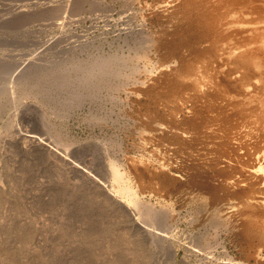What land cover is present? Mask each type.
Instances as JSON below:
<instances>
[{
	"label": "rangeland",
	"instance_id": "obj_1",
	"mask_svg": "<svg viewBox=\"0 0 264 264\" xmlns=\"http://www.w3.org/2000/svg\"><path fill=\"white\" fill-rule=\"evenodd\" d=\"M191 22L213 36L195 42ZM254 62L264 69V0H0V264H256L245 235L264 239V219L243 235L235 200L197 185L240 169L248 132L264 135ZM195 110L243 125L195 132ZM111 162L141 219H179L172 239L137 231L109 190Z\"/></svg>",
	"mask_w": 264,
	"mask_h": 264
},
{
	"label": "bare ground",
	"instance_id": "obj_2",
	"mask_svg": "<svg viewBox=\"0 0 264 264\" xmlns=\"http://www.w3.org/2000/svg\"><path fill=\"white\" fill-rule=\"evenodd\" d=\"M193 23L194 22L190 23L189 27L187 28V32L192 34V40H194L195 42L204 40L205 37L208 38L209 37L208 35H210V34L212 35V32L214 31V29H213L214 26L204 25V28H202V30L199 31L198 29L195 28V25H193ZM197 27L200 28V25H198ZM240 58L242 59V57H240ZM244 61L247 62L246 60H244ZM254 65L257 66L256 72L260 76V78H258L259 76L257 77L258 79H260L259 80L260 84H261L260 86L262 89H264V69L261 68L257 63H255ZM175 78H177L176 81H178V77H175ZM193 86L196 87L195 85H193ZM147 90L149 91V89H147ZM147 90H145V92H147ZM148 94H149V92H148ZM194 94H195V92H194ZM198 94L199 93H197V96H198ZM199 95H201V93ZM202 96H200V97H202ZM193 97H195V96H193ZM208 100H210V99H208ZM193 102H196V101L194 100ZM209 102L210 101H208L206 104H207V107L210 109V111L211 110H212V112L216 111L215 109H213V103H211V105H209L208 104ZM205 107H206V105H205ZM208 108H206V109L208 110ZM191 109L193 110L194 108L192 107ZM171 111L172 110H170L169 112H171ZM204 111L205 110H203V112ZM203 112L200 110H197V111L195 110L193 116L190 117L191 119L190 118L187 119L188 121L185 120L186 127H189L190 129H193L195 132H197L199 129L202 128V125L205 122L209 123L208 122L209 118L205 117V115H204L205 113L202 114ZM218 112H217V114H215L216 115L215 117H211V119H210L211 122L217 123V127H218L215 130L213 129L214 131H211V133H213V134L215 132L221 133V131H223V130L232 132L233 129L236 130L240 126L243 125V124H241L242 122H238L235 120L232 121V123H229L230 120L226 116H223L221 111H218ZM234 116H235V114H232L230 117L232 118ZM261 117H260V119L262 120V122L264 124V120H263L264 115L262 117L263 119ZM205 124H204V126H205ZM255 130L256 129L254 127L253 130H251V132L249 131L248 134H247V132L245 133L247 135H252V133L253 134L255 133V135H256L255 137H256L257 141H256V143L253 144V151H254L253 154H251L252 152L249 153L245 150L244 156H246V159H244L243 156H239L238 159L235 160L236 164L239 163L240 164L239 166L243 170V171L242 170L239 171L241 168L240 169L236 168V169H238L236 171H239L238 172L239 175H236V177H232V173L236 172L234 167H233L235 165L232 166L233 167L232 169H230L231 167H229V166L225 167L227 170H229L225 174L220 173L219 169H216V171H215L214 170L215 167H214L213 170L209 169V170H211V174L209 176H207V178H213V179L217 178V180H218L219 177H221L218 180V182L216 183V185L210 184V182L207 179H204L203 181H200L197 184V185H199L198 187L200 189H203V191L204 190L206 191L205 193H207L211 197L212 202L215 200L216 201L218 200V198L216 196L218 191H220V192L222 191V193L224 194V195H222L224 197L221 198V202L228 201V203H229V199L235 200L234 203L231 204L232 211L227 216H228V220H231L232 218L234 219L235 216H238L239 218H241L242 221H240V223L241 222L243 223V224H241L243 235L246 234V228L248 226L250 227L253 225L254 222L259 221L261 219H264V154H257L259 141H260V139H264V135L261 133L258 134L257 132H255ZM226 131H224V133ZM230 132H228V133L230 134ZM228 133H226L227 135L224 134V137L226 139H228V137H229ZM236 134H238V136L240 135V133H237V131L235 132V135ZM35 136L36 135H31L30 140L31 141L34 140V142L36 144V142L38 140H37V137H35ZM40 140L41 139H39V141H38L39 143L41 142ZM229 140L230 139H228V141ZM224 143H225V141H224ZM240 144L243 145V143H240ZM223 145L224 144L219 145L221 148L217 149L216 153L218 155L217 154L216 155L219 156V158L223 157V158H226L225 160L229 161V159H230L229 157L231 156L230 153H232V152L225 154L226 152L224 151V149H226V146H225V148L223 147L224 149H222ZM243 146H245V145H243ZM260 148H261V146H260ZM261 149H263L262 153H264V145H262ZM226 150H228V149H226ZM230 150H232V149H230ZM223 151H224V153H223ZM233 151H235L234 148H233ZM227 152H229V151H227ZM218 160L220 162V159H218ZM210 163H213V161L211 160ZM210 163L208 164L209 167H210ZM217 163H216V166H217ZM110 164H111V167H110V176H111L110 179H111V181H110V185H109V190L113 194L114 197H116L121 203H124L123 209L131 217L130 220H132L133 223L135 224V226H137V231H141V232L145 233L146 235L150 234L151 237L156 238L160 241H169L170 239H172V237L174 236L175 231L177 229L179 219L176 217H173L172 219H170L169 217H166V218L164 217L165 220L164 219L162 220L160 218L159 221H156V218L154 217L155 214H153L152 210L149 208L143 212V215L145 218L141 219L142 213H141V210L139 208L140 202L137 199L136 193L131 189L129 182H128L129 180H127L126 176L123 173H120L116 164H114L113 162H111ZM239 166H237V167H239ZM232 170H233V172H232ZM94 178L97 179L96 177H94ZM168 182H170V181H168ZM171 183H173V181ZM229 184H232L233 187H236L235 190H230ZM173 188H174V185H173ZM127 210H129V211L131 210V211L128 212ZM169 212L174 215V209L172 208V206H171V209L169 210ZM154 219H155V221H154ZM236 221H237V219L235 221H233V223H235ZM136 222L138 224H136ZM237 222H239V221H237ZM230 223L232 224V222H230ZM240 223H238V224H240ZM235 224L237 225V223H235ZM226 227H227V225H226ZM235 227L236 226L234 225V227L232 229H234ZM226 229H228V228H226ZM245 238L248 239V241H249V239L252 240V243H251L252 248L255 249L254 253L256 255V256H254V258H255L256 264H258L257 261H259L261 253L264 252V239H260V240H257L255 242L251 237L248 238L246 235H245ZM134 245L137 246V243H135ZM172 250H173V252L176 253V250L173 247H172ZM138 256H139L138 254L134 255V257L130 261H127V260L125 261L121 258V259H119V261H117L116 264L136 263L139 259ZM226 259L231 264H238L237 262L235 263L232 260V258H226ZM259 264H261V263H259Z\"/></svg>",
	"mask_w": 264,
	"mask_h": 264
}]
</instances>
